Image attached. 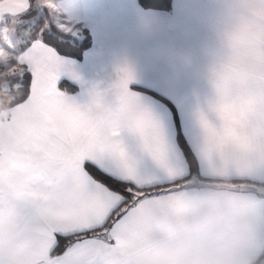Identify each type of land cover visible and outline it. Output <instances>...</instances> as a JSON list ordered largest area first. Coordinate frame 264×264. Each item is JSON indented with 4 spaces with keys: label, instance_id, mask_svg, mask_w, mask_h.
<instances>
[{
    "label": "snow or ice",
    "instance_id": "1",
    "mask_svg": "<svg viewBox=\"0 0 264 264\" xmlns=\"http://www.w3.org/2000/svg\"><path fill=\"white\" fill-rule=\"evenodd\" d=\"M13 4L31 19L18 45L8 41L26 68L11 102L35 104L47 119L21 122L24 171L0 176V264H171L169 207L190 183L215 172L195 150L197 125L200 133L243 138L250 150L229 178L250 182L264 197V66L248 63L247 48L249 37L264 39V0L234 6L231 52L212 70L214 95L197 108L187 135L179 98L141 86L130 72L102 100L60 86L63 77L80 81L67 58L73 29L46 26L43 9L24 0ZM36 70L46 81L33 95ZM65 129L72 152L64 147Z\"/></svg>",
    "mask_w": 264,
    "mask_h": 264
},
{
    "label": "crops",
    "instance_id": "2",
    "mask_svg": "<svg viewBox=\"0 0 264 264\" xmlns=\"http://www.w3.org/2000/svg\"><path fill=\"white\" fill-rule=\"evenodd\" d=\"M245 2L172 0L167 10L144 8L137 0H49L48 3L60 10L67 23L86 28L91 38L81 59L67 57L80 78L79 83L71 82L76 91L89 90L102 100L119 75L130 72L141 86L156 85L179 98L187 135V127L195 130L197 108L214 95L211 72L231 52L230 16L237 3ZM31 3L24 0L25 5ZM23 10L24 7L17 8L13 0H0V25ZM247 48L248 63L253 67L264 66V39L249 37ZM33 79V95H36L45 85L46 73L36 70ZM62 79L69 81L67 77ZM11 116L17 117L11 124L16 128L17 138L9 140L8 146L23 153V159L20 161L22 170L10 173L8 157L0 153V176L6 178L24 171L26 153L21 143V122L26 119L31 125L40 126L47 119L45 112L35 104L14 105L10 108ZM173 142L178 143L175 136ZM63 143L68 152L73 151V138L68 129L64 131ZM194 147L205 170L214 168L215 172L208 178L214 181L201 180L191 185L226 181L237 186L242 198L264 206V197L253 192L250 182L229 178L242 166L243 157L250 150L243 138L211 129L200 133L197 125Z\"/></svg>",
    "mask_w": 264,
    "mask_h": 264
},
{
    "label": "clouds",
    "instance_id": "3",
    "mask_svg": "<svg viewBox=\"0 0 264 264\" xmlns=\"http://www.w3.org/2000/svg\"><path fill=\"white\" fill-rule=\"evenodd\" d=\"M16 71L0 73V79ZM16 119L0 108V153L8 157L10 173L22 170L23 153L8 146L17 138L11 126ZM236 189L226 181L189 184L187 195L171 203V264H264V206Z\"/></svg>",
    "mask_w": 264,
    "mask_h": 264
},
{
    "label": "trees",
    "instance_id": "4",
    "mask_svg": "<svg viewBox=\"0 0 264 264\" xmlns=\"http://www.w3.org/2000/svg\"><path fill=\"white\" fill-rule=\"evenodd\" d=\"M137 1L144 8L167 10L170 7L172 0H137ZM20 18L24 21V23L19 28V32H18L19 34L17 35L15 39L14 46L18 45L19 40L21 39V37L26 31L23 25L29 19H31V17H29L28 15L24 13L20 16ZM43 19L45 20L46 26L51 25L53 28H55L53 19L50 18L46 9H43ZM68 35L72 36L74 40V44H75L74 51L70 55H68V57L79 60L81 59L83 52L90 46V43H91L90 35L87 29L84 27L82 28L78 27L76 34L69 33ZM3 48H4L3 50L4 55L1 56V59H0V73H4L7 70L12 69V68L17 69L14 75L5 76L3 79H0V97L5 98L3 101H0V108L10 109L11 107L14 106V104L11 102L10 94L16 91L19 81H20V77L23 73H25L26 68L23 65L16 62L17 53L14 51L13 47L3 46ZM60 86L62 87L70 86L71 91H76L77 89L73 83L67 80H64V79L60 81ZM177 142L181 144V147H183L184 144L186 143V141L181 142L178 139H177ZM203 180L214 181V179L213 180L203 179Z\"/></svg>",
    "mask_w": 264,
    "mask_h": 264
},
{
    "label": "rangeland",
    "instance_id": "5",
    "mask_svg": "<svg viewBox=\"0 0 264 264\" xmlns=\"http://www.w3.org/2000/svg\"><path fill=\"white\" fill-rule=\"evenodd\" d=\"M31 7L32 8H42V9H46L47 13L49 14L50 18L53 19V23L56 26L55 22L56 21H60L62 23H65L67 25H69L72 29L73 32L72 34H76L77 33V27H74L73 25L67 23L65 21V19H63V16L59 11L55 10L58 9L56 8L55 5L50 4L55 6V8L52 7H47V5H49V0H31ZM24 13V10L22 11L21 14H18L16 17H9L6 20H3V24L0 25V53H2V55H0V59L1 56L4 55V48L3 46H9L8 41L11 42L12 45H14L15 43V39L17 37V35L19 34V28L20 26H22V24L24 23V21L20 18V16ZM4 29V31H3ZM17 42V41H16Z\"/></svg>",
    "mask_w": 264,
    "mask_h": 264
},
{
    "label": "built area",
    "instance_id": "6",
    "mask_svg": "<svg viewBox=\"0 0 264 264\" xmlns=\"http://www.w3.org/2000/svg\"><path fill=\"white\" fill-rule=\"evenodd\" d=\"M56 22H60V21H56Z\"/></svg>",
    "mask_w": 264,
    "mask_h": 264
}]
</instances>
